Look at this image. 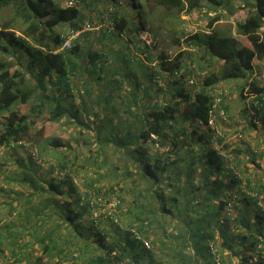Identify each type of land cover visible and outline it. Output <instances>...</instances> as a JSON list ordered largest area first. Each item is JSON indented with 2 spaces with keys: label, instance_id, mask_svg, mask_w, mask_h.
<instances>
[{
  "label": "trees",
  "instance_id": "1",
  "mask_svg": "<svg viewBox=\"0 0 264 264\" xmlns=\"http://www.w3.org/2000/svg\"><path fill=\"white\" fill-rule=\"evenodd\" d=\"M202 1L204 0H156V3L165 10L184 9L186 12H191L200 7ZM205 1H211L214 5L223 3V0ZM113 3L118 4V1L113 0ZM9 7L11 16L5 19L0 27V116L3 117L0 148L23 146L25 139L32 144L35 140L28 134L29 123L35 124L44 113L46 120L50 122L65 117L78 120L76 113L70 111L60 98L45 93L43 88L45 77L51 85L57 82L68 85L69 75L79 64L73 57L78 55L80 45L71 43L69 48L62 49L61 44L67 35L56 31V27L62 24H68L71 32L83 27L82 22L78 21V8L75 5L63 7L57 0H0V11ZM134 7L131 4V8ZM145 14L150 16V10L145 9ZM221 16L220 13L215 14L208 22L210 29L204 33L194 32L184 38L187 46L202 49L203 54L221 62L218 72L209 73L203 78L201 86L191 91L183 88L182 80L173 81L175 92L184 101L183 107L179 106L181 100L176 101L174 105L169 102L148 105L136 100L134 104L137 114H134L129 106L126 110L134 117V121L136 119L138 126L133 130L129 125L125 126V131L119 137L112 132L107 136V139L110 138L115 142V146L123 147L126 150L124 152L137 162V173L147 181L148 192L153 202L157 203L151 213L170 217L176 215L179 219V230L171 235L173 239H180L177 244L181 246L178 250L181 258L176 259L179 260L178 264H215V252L211 249L215 241V228L223 238L221 248L216 250L218 257L226 247L231 254L238 257L237 264H264V182L261 181L259 184L254 182L250 187V181L246 180L245 184L255 191L254 195L248 194L241 187L243 180L237 176L232 167L224 165L222 156L210 145V132L214 131L210 121L214 115L219 116L224 111L222 103L224 92H216L212 87L220 80L247 78L253 70L254 59L264 58V0H252L246 16L234 22L233 30L229 27L227 31L222 32L215 26L214 23L219 21ZM127 19V16H124L113 21V28L104 33L118 37L121 32L129 35L131 31L139 32L140 25ZM16 31H19V34H16ZM79 34L86 38L88 31L82 30ZM20 48L23 49L21 55L25 53L28 60L25 65L21 62L19 68L12 69V65L4 56L6 54L12 56ZM99 56L97 52H89L85 62L81 59L83 67H88L86 69L89 72L99 70L102 62ZM182 56L183 52L179 51L171 61L167 54L161 53L160 69L170 76L177 75L181 67L185 66H182ZM123 57H126L123 60L125 65L132 61L127 54ZM17 61L20 62V58ZM34 73L39 78L35 86L31 84L29 78ZM124 73L126 77L129 76L128 70ZM52 75L55 76L54 81ZM134 83V88L139 86L137 81ZM58 84L56 87L60 89ZM134 88L131 91L133 96ZM249 88L254 93L251 105L255 112L251 117L264 124V111L261 112L264 106L263 89L254 81L249 83ZM68 89L69 87H66L64 90L68 91ZM35 95H37L36 102H30L35 99ZM27 103H30L27 113L16 111V106ZM199 124L207 130L198 132ZM250 125L256 124L251 120ZM38 131L40 132L41 128ZM96 132L100 136L103 131L97 128ZM168 140L172 143V147L179 146L175 152L177 157L185 155L188 166L198 164L200 168L197 184L194 185L192 182L193 171L187 170L182 187L173 188L175 195H165L158 187L163 182L162 175L170 166L167 157L170 150L165 152L158 147ZM49 142L54 148L61 149L63 146L57 139ZM181 142L186 146L184 151L181 150ZM131 143L134 147L130 148ZM153 143L156 144V148L150 152L148 146ZM249 161L264 172V166L262 168L253 152ZM67 166H69L67 163H61L59 170H56L57 173H61L57 176L59 180L55 178L46 181V188L43 191L46 194L57 195L61 200L56 202L58 205H52L56 214L43 216L41 221L44 226L38 227L43 231L35 228L29 232L30 239L25 240L24 247L38 243L40 252L25 264H49V260L44 257L50 256L53 252L61 258H68V264H155L153 254L144 244V241L148 240L146 233L143 234L142 225L136 226L137 228L130 226L121 232L120 223L114 220L116 214L106 211L105 217L117 228H115L117 230L115 237L110 241L106 239L105 232L100 228L101 212L95 211L99 207L98 203H102L103 200L100 190L89 187L83 195L77 194L73 177L70 176ZM126 169L124 172L130 174L129 177L126 176L127 185L130 186L133 178L130 170ZM29 172L25 171L19 175V181L37 189L35 183L30 180ZM176 178L178 179L177 176ZM167 184L174 186L169 181ZM190 186L196 187L191 189ZM129 188L133 191V186ZM144 189L147 188L143 187L138 194L142 195ZM190 190H197L198 194L193 196ZM259 201L262 205L258 204ZM40 204L41 207L37 209H40L41 213L45 212L48 204L51 206L50 201H41ZM227 206L233 208V213H226ZM87 210H91L92 215L96 214L91 218L88 227L90 232L83 234L81 230L85 226L79 221ZM49 217H56L59 222H54L55 226L47 228L49 226L46 227V222ZM152 219L153 216L147 223L151 224L154 221ZM233 223L240 225L241 230L230 231L228 225ZM132 229L138 232L139 237L131 231ZM23 240L21 237L20 242ZM181 248L185 251L192 250V253L183 252ZM170 256L175 257L169 254L168 258ZM19 262L20 260L14 258L8 264ZM219 264L224 262L221 260Z\"/></svg>",
  "mask_w": 264,
  "mask_h": 264
},
{
  "label": "rangeland",
  "instance_id": "2",
  "mask_svg": "<svg viewBox=\"0 0 264 264\" xmlns=\"http://www.w3.org/2000/svg\"><path fill=\"white\" fill-rule=\"evenodd\" d=\"M117 1L122 3L117 4L115 9L109 8L113 0L76 1L75 6L79 10L78 21L82 22L83 26L86 24L90 26L86 29L88 31L86 38L81 37L80 33L71 41L72 45L75 43L80 45L78 55L73 57L80 65L78 64L74 72L69 75L68 85L58 82L51 85L46 77L43 82L45 93L60 98L70 111L76 113L79 121L65 117L50 122L46 120L44 113L35 124L29 123L28 134L35 140L32 144L25 139L23 146L0 148V264H8L14 258L20 260L18 264H25L40 252L38 243L31 242L33 244L27 247H24V243L25 240L30 239L28 234L32 229L44 226L43 216L56 214L52 205H58L56 202L61 199L57 195L46 194L43 190L46 188L47 180L60 179L57 177L60 172L57 171L61 163L69 165L66 168L73 177L77 194L83 195L89 187L100 190L103 200L102 203H98L99 207L95 211L101 212L100 228L105 232L108 241L115 237L117 231L116 226L111 225L110 220L105 217L106 211H111L112 214H116L114 220L120 223L121 232L130 226L142 225L143 234L146 233V239L149 241L145 246L153 254L155 264H178L179 260L176 259L181 258L178 253L181 246L177 245L180 239L171 237L179 230V219L176 215L170 217L151 213L157 203L153 202L148 192L147 181L137 173V162L125 153L123 147L115 146V142L110 138L107 139V136L112 132L119 137L125 131V126L129 125L131 130L138 126L136 119L134 121V117L126 110L129 106L133 113L137 114L134 104L136 100L148 105L164 102L174 105L176 101L181 100V97L175 92L173 81L182 80L183 88L191 91L199 88L203 78L209 73H217L221 68V62L203 54L202 49L187 46L184 38L194 32L204 33L209 30L208 22L217 13L224 17L221 16V19L214 23L215 26L222 32L227 31L229 27L233 30L234 22L246 16L252 0H223L221 5H214L211 1L204 0L200 7L191 12H186L184 9L165 10L156 3V0ZM131 4L135 6L134 9L131 8ZM145 9L150 10V16H146ZM10 16V7L0 11V27ZM124 16H127V20L137 22L141 27L140 31H131L130 35L121 32L118 37L104 33L113 28V21ZM56 31L63 35L71 34L68 24L57 26ZM16 34H19V31H16ZM179 51L183 52L181 62L182 66H185L181 67L177 75L170 76L160 69V54H167L169 60L173 61ZM21 52L23 49L20 48L12 56L8 54L4 56L12 65V69L19 68L21 62L26 64L28 57L25 53L21 55ZM89 52L100 54L99 60L102 62L99 70L95 72H89L86 69L88 67L82 65ZM124 54L132 58V61L126 65L123 63L126 58L123 57ZM16 58H20V62ZM125 70L129 72L128 77L124 75ZM189 76L193 83L190 82ZM29 78L33 86L39 82L35 73ZM54 79L55 76L52 75V80ZM135 81L139 86L134 88ZM251 81L262 88L264 94V58L254 59L253 70L247 78L220 80L212 87L216 92H224L222 99L224 111L219 116L214 115L210 122V126L214 128V131L210 132V145L222 156L224 165L232 167L237 176L243 180L241 187L248 194L254 195L255 191L249 186H253L254 182L258 184L264 182V172L251 163L249 157L253 152L263 168L264 124L251 117L255 112L251 105L254 98V93L249 88ZM56 84L60 89H57ZM66 87H69L68 91L64 90ZM133 88L134 96L131 95ZM34 98L30 102L35 103L37 95ZM29 104L18 105L15 109L18 113H27ZM183 105L184 101L181 100L179 106L183 107ZM262 108L261 112L264 111V106ZM251 120L256 124L255 126L250 125ZM2 121L3 117L0 116V128ZM97 128L103 131L100 136L96 132ZM206 130L202 124H199L198 132ZM52 139L62 142L61 149L54 148L50 144L49 141ZM180 146L184 151L186 146L182 142ZM131 147H134L133 143ZM148 147L150 152L154 151L156 144H150ZM158 148L165 152L170 150L167 154L170 166L162 175L163 182L158 185L165 195L176 194L173 188L182 187L187 170L193 171L192 182L194 185L197 184L200 168L198 164L188 166L185 155L177 157L175 152L179 146L172 147V143L168 140ZM126 168L130 170L133 178L130 186L127 185L128 179L126 180L130 174L124 172ZM25 171L32 172L28 174L37 189L19 181V175ZM246 180L250 181L249 186L245 184ZM167 181L172 182L174 186L168 185ZM131 186L133 191L129 188ZM143 187L147 189L139 195L138 191ZM190 187L192 189L196 186ZM189 192L193 196L198 194L197 190ZM41 201L51 202V206L48 204L43 213L37 209L41 207ZM258 204L262 205L260 201ZM225 211L231 214L233 208L227 206ZM95 214L92 215L91 210H87L81 217L79 222L85 226L81 230L83 234L90 232L88 227ZM152 216L154 221L148 224L147 221ZM49 218L46 222V227L49 226L47 228L55 226L54 222H57L56 217ZM228 229L236 232L241 230V226L233 223L228 225ZM18 232H22V235L20 236ZM21 237L25 239L22 242H20ZM214 239L211 249L215 252V264L221 263V260L224 264H237L238 257L231 254L226 247L218 257L216 250L221 248L223 238L216 228ZM173 241L175 243H172ZM181 249L183 252L192 253V250ZM169 254L175 257L168 258ZM254 257L256 258V254ZM44 258L49 260V264L69 262L68 258H61L54 252Z\"/></svg>",
  "mask_w": 264,
  "mask_h": 264
},
{
  "label": "built area",
  "instance_id": "3",
  "mask_svg": "<svg viewBox=\"0 0 264 264\" xmlns=\"http://www.w3.org/2000/svg\"><path fill=\"white\" fill-rule=\"evenodd\" d=\"M76 1L77 0H63L62 2H60V5L63 6V7H66V6H73V5H76ZM122 2L120 1L118 4H121ZM117 7V4L116 3H112V5L109 6L110 9H115ZM90 26L88 24H86L85 26H83L80 30H77V31H74V32H71V34L67 35L62 44H61V48L62 49H66V48H69L71 46V41L72 39H74V37H76L80 31L82 30H86V29H89ZM190 82L192 83L193 80L192 78L190 79ZM218 100V99H217ZM211 122V121H210ZM61 175V173H60ZM131 231L134 232V234L139 237L138 235V232L134 229H132ZM144 244L145 245H148V242L147 241H144Z\"/></svg>",
  "mask_w": 264,
  "mask_h": 264
},
{
  "label": "crops",
  "instance_id": "4",
  "mask_svg": "<svg viewBox=\"0 0 264 264\" xmlns=\"http://www.w3.org/2000/svg\"><path fill=\"white\" fill-rule=\"evenodd\" d=\"M43 230V229H42ZM13 233H15V230H14V232ZM18 234H20V232H18ZM28 237H30L29 235H28ZM22 239H24V238H22ZM25 240V239H24ZM29 240V239H28Z\"/></svg>",
  "mask_w": 264,
  "mask_h": 264
}]
</instances>
